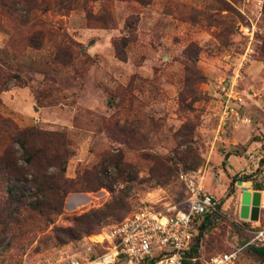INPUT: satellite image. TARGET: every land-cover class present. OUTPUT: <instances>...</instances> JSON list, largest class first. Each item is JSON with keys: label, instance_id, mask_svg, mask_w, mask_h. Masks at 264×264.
<instances>
[{"label": "rangeland", "instance_id": "1", "mask_svg": "<svg viewBox=\"0 0 264 264\" xmlns=\"http://www.w3.org/2000/svg\"><path fill=\"white\" fill-rule=\"evenodd\" d=\"M4 77L0 264L102 254L107 242L91 241L131 212L185 208L179 171L219 201L199 257L237 250V264H264L251 250L264 247V0H0ZM16 171L38 209L8 198ZM245 192L260 194L256 221L241 217ZM106 205L95 235L53 238Z\"/></svg>", "mask_w": 264, "mask_h": 264}, {"label": "built area", "instance_id": "2", "mask_svg": "<svg viewBox=\"0 0 264 264\" xmlns=\"http://www.w3.org/2000/svg\"><path fill=\"white\" fill-rule=\"evenodd\" d=\"M178 179L185 192L184 209L169 213L143 206L126 215L101 241H91L101 246L107 242L102 254L83 261L73 258L70 263L182 264L192 248L200 221L206 214L219 213V201L206 190L203 178L194 172L179 171ZM192 261L237 264L238 251L218 253L209 258L196 257Z\"/></svg>", "mask_w": 264, "mask_h": 264}, {"label": "trees", "instance_id": "3", "mask_svg": "<svg viewBox=\"0 0 264 264\" xmlns=\"http://www.w3.org/2000/svg\"><path fill=\"white\" fill-rule=\"evenodd\" d=\"M13 79L16 83L20 82V79L17 76L13 77ZM9 82L10 80H8L5 77L2 80H0V93L6 90V87L8 86L7 84H9ZM35 133H37V131L30 129V130H26L22 132V136H23V137L21 136L22 138L19 136V143L22 146V149L24 150L25 155H26V159H25L26 164H32L34 157H35V155L31 151H29L27 147V140L29 138L34 137V135H36ZM25 138H27V140ZM262 146L264 148V141H263ZM25 178L26 177H24V175H21L20 172L18 171H16V173L14 172V181L12 185H10L7 188L8 198L14 205H17V206L25 205L26 207H31L33 210L38 209L36 204L32 202H28L30 193L28 189L26 188L25 183H28L29 181ZM38 179H34L32 183L37 190H40L42 187V183L40 182L39 177ZM255 186H256V190H261V186L259 185H255ZM57 190L58 188L56 187V188H53L51 191H54L55 192L54 196L55 197L57 196L58 198V195H56ZM61 197L59 196V198ZM53 207H51V210L56 211V209ZM57 210H60L59 206L57 207ZM110 212H111L110 206L106 205L105 207H102L96 210H91V211H88L78 216H74L72 218L71 226L64 227V228H55V230L52 232L53 238L59 244H65L70 241L81 239L82 237H85V236L95 235V233H97V231L100 228L102 219H104L107 216H110L109 215ZM58 213H61V210L58 211ZM216 215H218V213L214 215H209V214L204 215V217L202 218V220L200 221L198 225V233L194 239L192 248L187 253V256H186L187 258L183 261L182 264H200L198 261L193 262L192 258L199 257V252L201 248L200 238L203 235V231L205 229L206 224L209 221H211L214 217H216ZM123 218L121 219V221L123 220ZM251 250L255 254L261 257H264V247H253ZM228 252H231V251H228Z\"/></svg>", "mask_w": 264, "mask_h": 264}, {"label": "water", "instance_id": "4", "mask_svg": "<svg viewBox=\"0 0 264 264\" xmlns=\"http://www.w3.org/2000/svg\"><path fill=\"white\" fill-rule=\"evenodd\" d=\"M259 193H253L250 195L245 192L242 197V208H241V217L247 218L248 215L250 219L256 221L258 219L259 214ZM249 204H251V211L249 212ZM249 213V214H248Z\"/></svg>", "mask_w": 264, "mask_h": 264}, {"label": "crops", "instance_id": "5", "mask_svg": "<svg viewBox=\"0 0 264 264\" xmlns=\"http://www.w3.org/2000/svg\"><path fill=\"white\" fill-rule=\"evenodd\" d=\"M184 199H185V196H184ZM184 199H183V200H184Z\"/></svg>", "mask_w": 264, "mask_h": 264}]
</instances>
